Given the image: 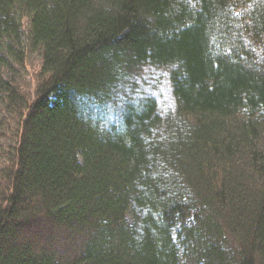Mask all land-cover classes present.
<instances>
[{"label": "trees", "instance_id": "16d2710c", "mask_svg": "<svg viewBox=\"0 0 264 264\" xmlns=\"http://www.w3.org/2000/svg\"><path fill=\"white\" fill-rule=\"evenodd\" d=\"M0 107V264H264V0H0Z\"/></svg>", "mask_w": 264, "mask_h": 264}, {"label": "rangeland", "instance_id": "374dc122", "mask_svg": "<svg viewBox=\"0 0 264 264\" xmlns=\"http://www.w3.org/2000/svg\"><path fill=\"white\" fill-rule=\"evenodd\" d=\"M29 23L28 19L23 20V39L21 44L17 47V53L24 55V63L20 65L17 62H13V65L8 71H5V75L8 78H13L16 82L20 83L26 90L32 89L31 93L33 94L36 85V77L40 68V50L34 48L29 41ZM168 94V93H167ZM168 96V95H167ZM169 97V96H168ZM137 98L136 96L133 97ZM167 100V107L170 102V99ZM163 112V109H161ZM5 109L0 107V116H3ZM111 121V119H110ZM8 148V147H6Z\"/></svg>", "mask_w": 264, "mask_h": 264}, {"label": "bare ground", "instance_id": "6f19581e", "mask_svg": "<svg viewBox=\"0 0 264 264\" xmlns=\"http://www.w3.org/2000/svg\"><path fill=\"white\" fill-rule=\"evenodd\" d=\"M174 235H175V233H174Z\"/></svg>", "mask_w": 264, "mask_h": 264}]
</instances>
